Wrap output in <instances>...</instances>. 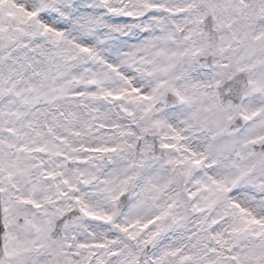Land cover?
I'll list each match as a JSON object with an SVG mask.
<instances>
[{"label":"clouds","instance_id":"obj_1","mask_svg":"<svg viewBox=\"0 0 264 264\" xmlns=\"http://www.w3.org/2000/svg\"><path fill=\"white\" fill-rule=\"evenodd\" d=\"M0 264H264V0H0Z\"/></svg>","mask_w":264,"mask_h":264}]
</instances>
